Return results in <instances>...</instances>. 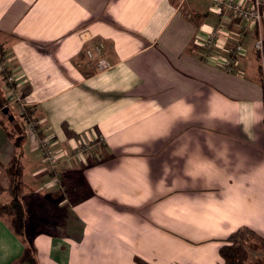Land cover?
<instances>
[{
  "label": "crops",
  "instance_id": "crops-1",
  "mask_svg": "<svg viewBox=\"0 0 264 264\" xmlns=\"http://www.w3.org/2000/svg\"><path fill=\"white\" fill-rule=\"evenodd\" d=\"M261 14L236 68L226 42L204 49L221 18L211 0H0L9 72L59 150L49 164L29 134L23 155L25 200L45 209L29 217L39 264H224L232 232L264 236V207L246 199L264 175ZM221 19L235 40V18ZM101 57L110 66L99 68ZM8 88L0 74L1 100ZM14 150L0 124V185ZM36 191L53 203L39 204ZM24 248L0 216V264Z\"/></svg>",
  "mask_w": 264,
  "mask_h": 264
},
{
  "label": "trees",
  "instance_id": "trees-1",
  "mask_svg": "<svg viewBox=\"0 0 264 264\" xmlns=\"http://www.w3.org/2000/svg\"><path fill=\"white\" fill-rule=\"evenodd\" d=\"M263 8L264 3L261 5V10ZM256 53L257 58L261 59V54L263 53L264 55V45L262 50L256 49ZM4 54V50L0 48V61L3 60L2 57ZM6 60L7 59H4L6 69L5 71H0V74L7 81V76L13 74L9 72L11 70L8 68ZM262 81L264 84L263 79ZM2 101L1 111L3 110L2 113L4 118H0V124L6 131L9 139L13 142L15 150L9 163L4 165V171L7 176V184L0 185V191L5 190L9 192L11 200L9 202H0V216L8 217L9 224L13 227L15 233L21 237L23 243L25 244L22 255L15 259L11 264H23L26 262L39 264L36 249L33 244L32 234L29 230V217L31 210L24 196L25 190L29 188L31 189V187L24 182L22 178L24 170L23 155L25 153V144L30 137L28 125L32 120H36L34 109H32L31 106H25L22 112L19 108L18 111L16 110L17 112H13L14 108L11 104L10 106L7 105L6 97H4ZM5 108H8L9 111L5 112ZM36 128L40 130V125L38 123ZM36 195L44 202L53 203L48 196L40 191H36ZM60 210H63V208ZM253 238L259 240L264 246V236L260 235L248 226H241L236 231L232 232L228 236L226 243L220 248V254L224 259V264H254L249 260L248 249L250 241Z\"/></svg>",
  "mask_w": 264,
  "mask_h": 264
},
{
  "label": "rangeland",
  "instance_id": "rangeland-1",
  "mask_svg": "<svg viewBox=\"0 0 264 264\" xmlns=\"http://www.w3.org/2000/svg\"><path fill=\"white\" fill-rule=\"evenodd\" d=\"M242 1L241 0H231L230 2L234 3V4H238L239 2H242ZM211 2L213 4L216 12L219 14V16L221 18L224 17L225 15H230V16L235 18L233 22H234L235 25L238 24L239 33L240 34L235 38V40H229V38H228L229 36L227 37V31L225 29L226 23L224 21H222L221 18H219L217 23L213 27V29H211V31L208 32V34H207V36L205 38L206 40L203 41L204 49L206 50V52H215V50L217 49V45L219 43L226 42L224 44V49L229 55V56H226V57H228V59L230 60V59H233V57H234L235 48L237 47L238 44H240V45H242L243 53H241L240 55L237 54L235 56V58H234V66H235V63H237V65L235 66L236 68H237V66H242L244 60L247 57L246 53H248L247 50L245 49V47H246V43H247L246 37H247V34L250 32L248 30V28L251 25V21H247L248 18L247 19H243V18H241L239 16H236L235 15L236 12L226 8V4H225L224 0H221V1L211 0ZM252 3L253 4H251V2L250 3L242 2V9L248 11L250 13V15H252V13L257 11V6L255 4V0H252ZM248 20H251V17H249ZM253 27H250V29L253 30ZM221 29H224V31H221ZM258 32H259V35H260V31H258ZM210 36L212 38H209ZM258 39L260 40V38H258ZM262 43H263V41H262ZM232 47H233V49H232ZM254 47L257 48V49H260V50L262 49V47H260V48L257 47V41L255 42ZM219 49H221V48H219ZM2 58L7 59V57L5 55ZM242 59H243V61H242ZM247 64L248 63H246V65ZM261 79L264 80V75H262ZM7 84H8V87H9L7 92L9 93L10 84H9L8 81H7ZM21 91H22V98H23V87H21ZM0 96H1V93H0ZM2 103H3V101L1 100V97H0V106L1 107H2ZM8 103H10V102L7 100V105L10 106V104H11L13 106V108H14L13 112H17L18 108L22 112L23 108L26 106L24 104V106L22 107L21 103H19V102H14V103H10V104H8ZM7 105H6V107H7ZM0 111H1V109H0ZM40 136H43V135H40ZM35 139H36V137H35ZM37 145H38V143H37ZM83 145H85V146H82L78 151H82V152L85 153L84 150L88 149L87 151H88L89 154H90V152L91 153L93 152L94 148L90 149V148H87L86 144H83ZM37 147H39V145ZM49 148H50L49 152H51L52 158L56 159L58 157L57 154L59 153V150L55 147L54 143L53 144H49ZM98 149H99V147L97 146L95 151L98 150ZM40 151L42 152V154L44 156L45 153L43 152V150H40ZM44 158L48 162V160H49L48 156H44ZM166 159H167L166 160V164L167 165L170 164L171 161H169V160H171V159H169V158H166ZM49 161H51V160H49ZM172 161H173V163L176 162L175 160H172ZM260 162L264 163V159H262ZM258 166L263 168L261 163ZM259 178L262 179V181L260 183V186H259L260 192H258V191L248 192L247 195H246V199H249V200H251V199L260 200L261 203H262V206L264 207V175L260 176ZM72 190L73 189L70 188V191H72ZM64 193L67 194V191L64 192ZM70 193H71V195H75L76 191H72ZM37 202L39 204L47 203V202H44L41 199L38 200ZM31 203H32V212H31L30 218H33V215L35 213H38L40 210L45 211V209H41L42 207L40 205H37V204H35L32 201H31ZM54 205H56V204H54ZM59 209H61V208L59 207ZM63 211H64V208H63ZM54 212H56V210H54ZM70 227H71V229L74 228L75 230H78V228L80 229L79 225L77 227V224H71ZM249 248L251 250L250 251L251 258L255 262L254 264H264V246L260 243V241L255 239V238L251 239Z\"/></svg>",
  "mask_w": 264,
  "mask_h": 264
},
{
  "label": "built area",
  "instance_id": "built-area-1",
  "mask_svg": "<svg viewBox=\"0 0 264 264\" xmlns=\"http://www.w3.org/2000/svg\"><path fill=\"white\" fill-rule=\"evenodd\" d=\"M215 1H221V0H215ZM224 1L226 4V8L236 12L235 14L236 16H239L243 19H247V18L249 19V17H251V20L247 19V21H251L250 27H253V26L255 28L260 27L261 21H262L261 5L263 3V0H255L257 11L252 13V15H250L248 11L242 9V2H239L238 4H234L230 2L231 0H224ZM250 27L248 28V30L250 29ZM221 31H224V29H221ZM209 38H212V37L210 36ZM257 47L258 48L262 47V39L257 40ZM102 50H103V44H100L96 46V50L87 49V54L90 57H93L95 54H102ZM234 51H235V54H234L233 59H230V60L228 59L227 64H231V63L234 64L235 56L237 54L240 55L241 53H243L242 45L238 44ZM98 63H99V68H105V67L110 66V62L104 57H101ZM5 69H6V65H5V61L3 58V60L0 61V71H5ZM7 81L10 84V90L8 93V101L10 103L19 102L21 103L23 107L24 102H22V91H21L22 86L17 82V79L13 75H8ZM37 123L38 122L36 120H32L31 122H29L28 132L30 135H33L34 139L36 137L35 140L37 143L39 142L38 145L40 147V150H43V152L45 153L44 156H48V159L51 160V161L48 160V162L50 164H55L58 160V157L56 159L52 158L51 152H49L50 150L49 144H52V143H50L49 140L40 136L39 130L36 128Z\"/></svg>",
  "mask_w": 264,
  "mask_h": 264
},
{
  "label": "water",
  "instance_id": "water-1",
  "mask_svg": "<svg viewBox=\"0 0 264 264\" xmlns=\"http://www.w3.org/2000/svg\"><path fill=\"white\" fill-rule=\"evenodd\" d=\"M4 111H5V112H8V111H9V109H8V108H5V109H4Z\"/></svg>",
  "mask_w": 264,
  "mask_h": 264
}]
</instances>
